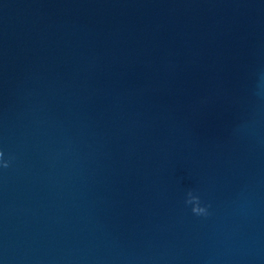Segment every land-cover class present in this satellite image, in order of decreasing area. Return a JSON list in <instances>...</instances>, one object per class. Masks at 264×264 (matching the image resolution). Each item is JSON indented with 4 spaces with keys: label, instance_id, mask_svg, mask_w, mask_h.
<instances>
[{
    "label": "water",
    "instance_id": "water-1",
    "mask_svg": "<svg viewBox=\"0 0 264 264\" xmlns=\"http://www.w3.org/2000/svg\"><path fill=\"white\" fill-rule=\"evenodd\" d=\"M0 151V264H264V0H0Z\"/></svg>",
    "mask_w": 264,
    "mask_h": 264
},
{
    "label": "clouds",
    "instance_id": "clouds-1",
    "mask_svg": "<svg viewBox=\"0 0 264 264\" xmlns=\"http://www.w3.org/2000/svg\"><path fill=\"white\" fill-rule=\"evenodd\" d=\"M4 153L0 151V168L7 169L10 167L11 157L7 160L3 159ZM186 204L192 205L191 211L193 214L200 216V215H207L206 207H202L200 204V198L197 195H194L191 191L186 194Z\"/></svg>",
    "mask_w": 264,
    "mask_h": 264
}]
</instances>
